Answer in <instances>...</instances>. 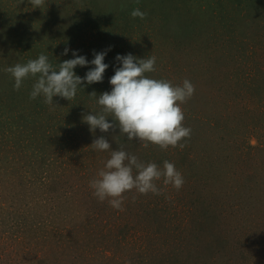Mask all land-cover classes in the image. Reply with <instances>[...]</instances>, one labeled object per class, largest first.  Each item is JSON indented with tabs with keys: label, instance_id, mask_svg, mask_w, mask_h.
<instances>
[{
	"label": "rangeland",
	"instance_id": "obj_1",
	"mask_svg": "<svg viewBox=\"0 0 264 264\" xmlns=\"http://www.w3.org/2000/svg\"><path fill=\"white\" fill-rule=\"evenodd\" d=\"M74 51L106 52L109 67L71 102L32 100L35 79L16 91L4 71L41 53L58 68ZM129 53L157 58L152 78L195 85L182 150L83 122ZM102 135L142 162L174 163L183 187L133 190L123 211L100 202L89 182L110 158L91 146ZM0 264H264V0H0Z\"/></svg>",
	"mask_w": 264,
	"mask_h": 264
},
{
	"label": "clouds",
	"instance_id": "obj_2",
	"mask_svg": "<svg viewBox=\"0 0 264 264\" xmlns=\"http://www.w3.org/2000/svg\"><path fill=\"white\" fill-rule=\"evenodd\" d=\"M33 8L43 10L45 0H29ZM146 13L139 8L131 12L133 19H145ZM65 48L63 55L68 54ZM106 52H94V59L90 62L85 56L73 52L75 58L59 63L58 68L50 63L49 58L41 53L37 59L27 63H17L6 67L4 71L14 78V90L19 91L25 80L34 78L30 99L43 97L44 103L52 106L54 97L72 101L78 92V87L86 81L88 85L102 83L109 65L106 64ZM116 60L121 67L115 69L110 78L112 85L110 92L105 91L98 96L99 112L88 113L83 116L90 131L95 135L99 129L101 133H113L119 129L120 135L128 140H135L147 148L149 144L158 146L161 150L186 147L191 138L192 130L184 126L185 114L182 105L186 104L195 94V85L184 79L180 84H173L166 79H155L149 73L157 71V58H138L129 53L126 56L117 55ZM94 65L81 78L74 69L77 66ZM91 96L96 97L93 91ZM109 118L112 123H109ZM98 152L110 151V158L106 161L96 177L90 180L89 187L93 195L100 201H107L116 210L123 211L125 194L135 191L141 195L152 193L162 194L157 181L163 180L165 186L171 185L179 191L185 180L175 164L165 160L163 168L155 162H142L136 155L126 152L123 146L113 150L105 136L94 139L91 144Z\"/></svg>",
	"mask_w": 264,
	"mask_h": 264
},
{
	"label": "trees",
	"instance_id": "obj_3",
	"mask_svg": "<svg viewBox=\"0 0 264 264\" xmlns=\"http://www.w3.org/2000/svg\"><path fill=\"white\" fill-rule=\"evenodd\" d=\"M111 3V0H109V4ZM233 55H234V58L233 59H235V61H237L236 60V56H235V53H233ZM226 56H231V54H229V51L227 52V53H224V54H222V55H220V57H219V59L221 60V59H224V57H226ZM231 58H232V56H231ZM230 89H226L225 90V92H228ZM229 105H231L230 103H228Z\"/></svg>",
	"mask_w": 264,
	"mask_h": 264
}]
</instances>
